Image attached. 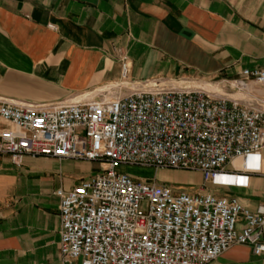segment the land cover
<instances>
[{
    "label": "built area",
    "instance_id": "2783aa9c",
    "mask_svg": "<svg viewBox=\"0 0 264 264\" xmlns=\"http://www.w3.org/2000/svg\"><path fill=\"white\" fill-rule=\"evenodd\" d=\"M128 69L122 58L120 85L87 100L40 105L0 99V156L13 165L29 156L99 166L97 175L55 193L61 259L208 264L232 245L264 255V212L203 189L218 185L215 176L235 160L245 168L231 176L246 181L240 173L253 172L246 164L264 149V98L252 87L264 91V65L226 81L238 94L250 86L241 99L160 81L131 89ZM123 166L197 172L202 186L191 194L134 181L118 171Z\"/></svg>",
    "mask_w": 264,
    "mask_h": 264
},
{
    "label": "crops",
    "instance_id": "0c3cea01",
    "mask_svg": "<svg viewBox=\"0 0 264 264\" xmlns=\"http://www.w3.org/2000/svg\"><path fill=\"white\" fill-rule=\"evenodd\" d=\"M122 58L132 83L238 79L264 65V0H0L2 100L90 99L83 98L120 81ZM249 165L253 172L240 173L246 181L228 183L241 170L236 160L224 167L225 185L205 190L264 212V149ZM94 167L29 156L15 166L0 156V264H68L59 254L55 193L72 190ZM195 176L177 189L202 186ZM208 264H264V255L232 245Z\"/></svg>",
    "mask_w": 264,
    "mask_h": 264
},
{
    "label": "rangeland",
    "instance_id": "374dc122",
    "mask_svg": "<svg viewBox=\"0 0 264 264\" xmlns=\"http://www.w3.org/2000/svg\"><path fill=\"white\" fill-rule=\"evenodd\" d=\"M160 82L165 83V84H176L177 83V87H186L189 89H193L190 87H187L188 84L190 83H203L205 85H212L214 87H217V90L219 91L220 94L225 95L226 97L229 98H235V95L238 94L236 90H233L232 88L229 87V85L227 84L226 81H222V80H211V81H205V80H201V79H189V80H185V79H180V80H176L174 82L172 81H165V80H161ZM144 83V82H142ZM136 84H141V83H136ZM150 84V83H147ZM120 85V81L119 82H114V83H109V84H105L102 85L101 87H99L98 89H96L92 94H87L94 97H98L101 94H103V91L111 88L112 86H119ZM132 85V82H131ZM144 86V84H141ZM216 85V86H215ZM130 88V86H129ZM254 90H257L258 92H262V97L264 98V91L261 88H257V87H252ZM98 91V92H96ZM100 91V92H99ZM124 90L121 91V93H123ZM79 98V97H77ZM92 98V97H91ZM76 99V98H73ZM71 99V100H73ZM96 165V163H94ZM99 166L98 167H94V169L92 170L90 175H87V177L83 176V179H88L90 177H93L95 175L98 174L99 172ZM119 172L125 173L127 175H129L134 181H145V182H155L157 185L160 184H170L171 182H174L175 184L169 186L171 187L173 190H179L177 189V187H181V184L187 182V181H193L194 178L196 177L195 175L199 174L197 172H190L187 170H178V169H164L162 171H159L162 173L161 175V179H158V177L153 176V172L148 171L146 169L143 168H139V167H132V166H123L121 168H119L118 170ZM200 175V174H199ZM167 186V185H166ZM207 188L210 189L211 185L210 184H206ZM201 188V186L198 187H192V188H187L184 191L188 192V193H196L199 189ZM205 190V188H203ZM182 190V189H181Z\"/></svg>",
    "mask_w": 264,
    "mask_h": 264
},
{
    "label": "bare ground",
    "instance_id": "6f19581e",
    "mask_svg": "<svg viewBox=\"0 0 264 264\" xmlns=\"http://www.w3.org/2000/svg\"><path fill=\"white\" fill-rule=\"evenodd\" d=\"M129 86H130L131 89H142L143 88V85H134V84L131 85V84H129ZM175 86L177 87L176 84H175ZM187 87H190V88H193V89H198V90H203V91H206L208 93L214 94L215 96H218V95L220 96V95H223L224 94V93L223 94H220L219 91L217 90V87H214L212 85H205V84L200 83V82L199 83H194V82L193 83H190V84L187 85ZM244 89L246 90L247 93L246 94L239 93V94L235 95V98H237V99H241L243 97H247L248 98L249 97L248 93H249V91H250L251 88H250V86H246ZM96 92H98V91H96ZM258 94H260V93L258 92ZM260 95H262V94H260ZM92 96H90V95H87L86 96L85 95V97L83 99L89 98V97H92ZM249 162H250V159L248 160V162L246 164V168H248V169L251 168V166L249 165ZM244 168H245V165L241 162V168L240 169L242 170ZM227 177H228L227 175H217L214 178V183L215 184H223V185H225L226 182L223 179H225ZM237 181H240V179H237L236 176H230V179H229V182L228 183L235 184Z\"/></svg>",
    "mask_w": 264,
    "mask_h": 264
}]
</instances>
